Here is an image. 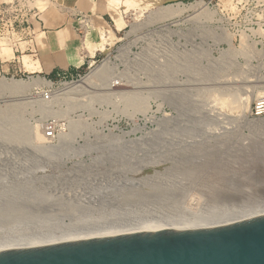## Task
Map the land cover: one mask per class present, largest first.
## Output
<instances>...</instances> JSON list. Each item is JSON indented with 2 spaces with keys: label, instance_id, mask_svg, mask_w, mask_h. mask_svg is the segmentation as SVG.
Masks as SVG:
<instances>
[{
  "label": "rangeland",
  "instance_id": "obj_1",
  "mask_svg": "<svg viewBox=\"0 0 264 264\" xmlns=\"http://www.w3.org/2000/svg\"><path fill=\"white\" fill-rule=\"evenodd\" d=\"M197 1L190 0L183 5ZM49 5V0H0V45L9 42L13 47L22 37L19 31L28 27L34 18L33 9L37 6L43 11ZM165 8L140 13V17L120 35L115 46L89 61L79 72L83 76L80 80L76 79L77 73L52 78L34 73L5 74V78L17 80L42 77L53 84L37 91L35 95L42 99L37 100L35 95L29 94V99L16 103L21 104L19 107L9 106L4 101L0 108L10 113L16 106V113L28 126L42 130L39 129L44 134L43 145L61 140V146L54 148L53 156L50 154L52 159H49L50 166L47 167V173L56 174V180H62L66 174L82 172L92 176L107 174L116 179L133 177L144 181L154 173V167L138 169L141 164L148 163L139 150L160 146L158 143L163 137L190 136L200 140L205 130L213 139L246 142L247 147L262 149L264 116H252L251 108L258 98L264 96V0H213L208 4L214 16L210 22L206 15L194 10L185 12L180 18L157 19ZM133 27L135 33L127 35ZM29 31H24V34L28 35ZM182 51L186 52L188 59L187 62L182 59L183 63H180L176 56ZM166 53L175 56L170 58V64L163 61L162 55ZM89 64H92L90 68ZM99 67L113 69V73L102 81L105 85L103 90L83 95H53L60 86L79 84ZM218 79L219 85L216 84ZM97 82L99 79L93 83ZM212 83L215 86H210ZM136 88L141 93H136ZM254 89L260 93L257 97L250 96L251 100L246 102L247 92ZM44 91H50V98L44 99ZM146 106L148 109L144 113ZM48 121H55L58 126L56 140L45 139L44 128ZM109 142H114L115 152L123 150L125 155L127 151V156L131 153L129 148L136 150L135 158L108 156L111 151L103 150L107 148L102 146ZM8 146L10 144H0V174L4 168L16 170L12 160L3 161L6 155L17 152L9 150L11 146ZM186 149L197 147L182 148ZM258 162L260 173L264 161ZM166 166L160 164L155 168L165 171ZM241 180L236 182L241 183ZM75 193H80V190ZM50 194V191L45 193L47 197ZM54 195V200L64 197L60 192H54Z\"/></svg>",
  "mask_w": 264,
  "mask_h": 264
},
{
  "label": "bare ground",
  "instance_id": "obj_2",
  "mask_svg": "<svg viewBox=\"0 0 264 264\" xmlns=\"http://www.w3.org/2000/svg\"><path fill=\"white\" fill-rule=\"evenodd\" d=\"M163 10L157 19L180 18L189 10L201 12L209 22L214 18L208 2L204 0L189 5L172 4ZM132 33H135L134 27L127 35ZM184 52L176 56L179 59L177 62L186 61ZM172 55H162L163 61L170 64ZM184 71L186 73V68ZM112 73L111 68L103 70L99 67L79 84L60 86L53 95H83L103 90L105 85L102 81ZM95 78L100 82L94 84ZM52 86L42 77L26 80L3 77L0 78V103L5 101L9 106L17 105L29 99V94L35 95L39 89ZM138 90L136 93L141 91ZM258 93L259 90H251L247 92L249 95L246 94L249 97L245 98V95L243 98L248 102L250 96L257 97ZM34 97L42 99L38 95ZM13 108L10 113L0 108V144H10L8 149L17 151L15 155L3 157L4 162L13 161L17 173L4 168L0 174V250L150 228L215 224L264 214V167L260 166L262 171L259 173L257 166L258 160L264 161L263 143L262 149L256 150L247 147L246 142L213 139L206 133L208 130L203 132L200 140L190 136L163 137L158 143L160 146L139 150L148 163L141 164L138 169L154 167V173L144 181L133 177L116 179L107 174L92 176L82 172L66 174L62 180H56V174L47 173V167L50 166L48 162L52 159L54 148L61 146V140L43 145L44 134L39 131L40 128L33 130L16 113V106ZM147 109V106L143 109L144 113ZM113 144L109 142L102 146L107 148L103 150L111 151L109 155L106 153L108 156L118 159L127 156V151L125 155L123 150L115 152ZM194 145L197 149L182 150ZM129 149L131 153L127 158L134 159L136 150ZM39 154L41 158H38ZM160 164L167 165L165 171L155 168ZM240 179L241 183L236 182ZM79 190L80 193L76 194ZM46 191L52 193L50 197L45 195ZM54 192H60L64 197L54 200Z\"/></svg>",
  "mask_w": 264,
  "mask_h": 264
},
{
  "label": "water",
  "instance_id": "obj_3",
  "mask_svg": "<svg viewBox=\"0 0 264 264\" xmlns=\"http://www.w3.org/2000/svg\"><path fill=\"white\" fill-rule=\"evenodd\" d=\"M0 264H264V214L14 247Z\"/></svg>",
  "mask_w": 264,
  "mask_h": 264
},
{
  "label": "crops",
  "instance_id": "obj_4",
  "mask_svg": "<svg viewBox=\"0 0 264 264\" xmlns=\"http://www.w3.org/2000/svg\"><path fill=\"white\" fill-rule=\"evenodd\" d=\"M190 0H49L19 31L13 47L0 45V74L34 73L52 78L79 73L115 46L143 11ZM30 30L28 35L24 31Z\"/></svg>",
  "mask_w": 264,
  "mask_h": 264
},
{
  "label": "built area",
  "instance_id": "obj_5",
  "mask_svg": "<svg viewBox=\"0 0 264 264\" xmlns=\"http://www.w3.org/2000/svg\"><path fill=\"white\" fill-rule=\"evenodd\" d=\"M205 1V0H204ZM213 0H209L208 4L212 3ZM96 61H94L95 63ZM92 66V64H89V68ZM0 76L5 77V74H0ZM12 77H15L14 75ZM29 77V76H28ZM73 77V76H72ZM76 79L80 80L83 78V76L80 73L76 74ZM42 96L44 99L50 98V91H44L42 93ZM251 115L254 117H263L264 116V96L258 98L252 108H251ZM45 133L46 137L51 140H55L57 136L59 135V129L55 121H48L45 124Z\"/></svg>",
  "mask_w": 264,
  "mask_h": 264
}]
</instances>
